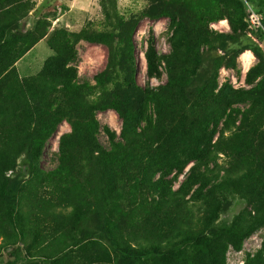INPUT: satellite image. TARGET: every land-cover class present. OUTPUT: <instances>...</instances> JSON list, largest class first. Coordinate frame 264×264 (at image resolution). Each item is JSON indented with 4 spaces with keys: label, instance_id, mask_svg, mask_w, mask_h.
Returning <instances> with one entry per match:
<instances>
[{
    "label": "trees",
    "instance_id": "1",
    "mask_svg": "<svg viewBox=\"0 0 264 264\" xmlns=\"http://www.w3.org/2000/svg\"><path fill=\"white\" fill-rule=\"evenodd\" d=\"M118 1L100 0L108 29L84 35L88 43L108 50L107 66L95 77L100 98L93 103L69 97L73 87L63 81L69 72L62 66V55L52 59L39 76L21 81L11 69L24 54L21 48L32 38V32H20L32 2L15 0L19 4L12 10H0V218L8 213L7 219L15 223L25 246L31 235L40 236V227L32 222L34 216L50 215L56 222L64 218L55 214L49 201L39 200L37 192L44 179V149L59 126L68 121L72 132L63 135L59 145L62 175H69L68 162L74 153H80L87 162L81 164L95 170L89 181L91 187L97 188L98 179L103 182L85 211L84 239L107 245L118 255L117 264H225L219 251L223 244L241 251L244 241L264 227V143L256 149L258 158L256 152L248 153V147L242 144L247 140L254 142L261 132L264 74L249 90H219L218 81L222 69L236 67L235 57L229 56L227 61L226 54L229 45H239L245 36L248 5L264 14V0H165L166 7L157 18L171 19L178 36L173 38L168 56L159 58L153 45L148 50L150 76L158 73L159 60L165 63L168 74L166 85L155 88L138 84L134 43L138 23L126 22L119 15ZM225 19L230 23L231 34L210 32V24ZM259 31L260 38H264V31ZM214 51L225 53V57L212 56ZM245 51L252 52L264 67L261 47L256 45ZM202 70L206 72L201 74ZM144 103L154 107L159 124L169 120L171 127L163 144L151 155L143 135L130 130L132 124L141 121ZM237 104L247 109L235 110ZM97 111H114L124 121L123 142H113L111 150L97 138L98 125L86 119L88 112ZM232 114L235 129H228L235 131L234 138L229 139L232 165L208 170L207 161L200 163L202 155L198 153L214 140L222 123ZM189 146L194 148L192 152ZM180 158H187L186 165H192L179 190L172 193L166 178ZM19 165L31 179L29 190L21 196V181L6 178ZM237 190L248 194L250 202L259 201L255 215L244 228L219 225L223 203L218 193ZM145 194L159 196L161 206L150 208V204H145ZM23 200L29 202V213H24ZM132 213L139 214L137 221L146 223L147 228L142 234L127 236L120 223ZM66 233L57 230L50 239L38 242L41 261L59 264L69 258ZM14 254L15 261L7 264H20L21 251Z\"/></svg>",
    "mask_w": 264,
    "mask_h": 264
},
{
    "label": "rangeland",
    "instance_id": "2",
    "mask_svg": "<svg viewBox=\"0 0 264 264\" xmlns=\"http://www.w3.org/2000/svg\"><path fill=\"white\" fill-rule=\"evenodd\" d=\"M14 1L1 0V12L12 10L15 5L19 4V2L15 4ZM186 1L189 3L197 0ZM31 2L32 10L21 23L20 32L23 34L32 32V38L21 48L20 51L24 54L19 57L20 59L16 61L11 71H15L21 81H25L39 76L52 59L62 55V66L65 71L69 72L66 73L68 78H63V81H68L67 83L73 87L69 97L72 100L76 98L87 100L89 103L98 101L101 91L95 77L102 73L107 66L108 50L105 46L88 43L85 41L84 35L103 32L108 29L102 14L100 0H31ZM250 5H248V9L249 7L252 8L261 17L263 26L264 14ZM165 7V0H119L117 4L118 13L125 18L126 22L138 23L134 34L135 63L136 78L142 88L160 87L166 85L168 81L166 65L162 60L158 61V73L154 76H150L147 64V53L151 45L154 46L158 57L162 58L171 53L172 40L178 36L175 34L176 28H174L171 19L164 16L157 18L161 16ZM246 13L248 26L245 36L239 45H229V52L226 54L227 61L229 56L235 57L236 67L221 70L218 81L219 90L228 87L233 90H249L257 84L259 76L264 74V67L260 65L254 55H251L252 52L245 51L246 48L256 45L264 51V38L259 36L261 31L251 23L250 11L247 10ZM261 30L264 31V26ZM210 32L229 35L232 30L229 21L225 19L210 24ZM204 50L207 51V48ZM212 56L225 57V53L214 51ZM252 59L253 62L250 64ZM241 61L247 67H243ZM205 72L202 70L201 74ZM194 96L190 95V97ZM234 109L243 112L247 108L245 105L237 104ZM85 116L88 121L98 125L97 138L107 150H111L114 145L113 142H123L124 121L116 112L97 111L93 114L88 112ZM231 119H234V114L225 119L218 130L219 134L212 142H207L205 147L202 146L201 153H198L202 155L200 163L207 161L208 170H212L216 166L227 169L232 165V154L229 148L232 144L229 139L234 138L233 133L235 131L232 133L228 129L232 131L235 127H232ZM260 123L261 132L259 135L263 134L258 135L254 142L247 140V142L242 143L248 147V153L256 152L257 158L259 153L256 149L264 143V118ZM158 124L154 107L149 103H144L141 121L138 124H132L130 127L131 131L136 130L143 135L147 147L150 149L149 155L159 149V146L164 142V136L168 135L171 130L169 120ZM71 132L69 122H63L46 145L41 162L44 179L37 192L39 200L49 201L55 207V214H61L64 218L56 222L52 220L50 215L44 217L39 213V215L34 216L32 222L40 227V236L31 235L29 244L25 246L15 223L7 219L8 213H4V219L0 218V264L15 261L14 253L18 249L23 257L20 264H54L39 259L41 246L38 242L47 240L57 230L67 232L66 245L70 251L69 258L59 264H117L118 255L107 245L95 239H84V214L92 203L93 197L99 192V188H102L103 182L102 179H98L97 188L91 187L92 181L90 183L89 181L92 179L95 170L83 166L87 162L81 157L85 155L80 153H74V156L70 158L68 162L70 166L69 175H62L60 138L63 135L71 134ZM155 141H160V143L154 144ZM188 149L191 152L194 150L191 146ZM186 161L187 158H180L177 161V166L172 168L173 173L166 178L169 183L168 188L171 189L172 193L179 190L192 165H186ZM82 162L84 163L81 164ZM24 175L25 169L21 165L14 172H8L6 175V178L11 181H21L20 196L27 193L29 190L27 188L28 182H31V179L26 175L23 177ZM158 178L160 176L156 179ZM218 194L220 195L219 200L223 203L222 210L218 214L219 225L226 224L235 229L244 228L255 215V209L260 205L258 200V202H250L251 199H248V194L239 190ZM190 196L186 200H189ZM144 197L148 199L145 204H150V208L152 205L159 208L162 204L160 197L155 196V194H145ZM22 202L24 213H29V209L26 207L29 202L26 200ZM138 216L139 214L132 213L127 219L121 220L120 229L125 231L127 236L145 232L147 225L146 223H139L137 221ZM12 235L14 236L12 237ZM78 242L81 244L75 246ZM73 243L76 244L70 246ZM219 251L223 253L225 264H264V227L244 241L241 251H235L228 244H223Z\"/></svg>",
    "mask_w": 264,
    "mask_h": 264
},
{
    "label": "built area",
    "instance_id": "3",
    "mask_svg": "<svg viewBox=\"0 0 264 264\" xmlns=\"http://www.w3.org/2000/svg\"><path fill=\"white\" fill-rule=\"evenodd\" d=\"M249 11H250V20L251 23L254 25V27L257 29H263L261 23V17L256 12H254V10L250 7H249Z\"/></svg>",
    "mask_w": 264,
    "mask_h": 264
},
{
    "label": "crops",
    "instance_id": "4",
    "mask_svg": "<svg viewBox=\"0 0 264 264\" xmlns=\"http://www.w3.org/2000/svg\"><path fill=\"white\" fill-rule=\"evenodd\" d=\"M251 55L253 56V54L251 53ZM253 58V57H252ZM242 62V61H241ZM253 62V59L251 60L250 64ZM243 67H247L243 62H242Z\"/></svg>",
    "mask_w": 264,
    "mask_h": 264
}]
</instances>
